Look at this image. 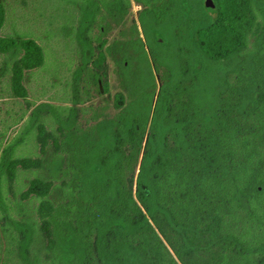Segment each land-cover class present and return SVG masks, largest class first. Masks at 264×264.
<instances>
[{
  "label": "trees",
  "instance_id": "1",
  "mask_svg": "<svg viewBox=\"0 0 264 264\" xmlns=\"http://www.w3.org/2000/svg\"><path fill=\"white\" fill-rule=\"evenodd\" d=\"M213 1L211 13L206 0H65L80 10L84 58L73 106L36 107L0 147V232L10 255L40 264L41 212L49 264H264V0ZM132 2L143 8L136 38L106 48L128 99L114 116L95 110L81 128L80 79L93 42L125 20ZM3 9L0 2L2 26ZM29 50L42 64L34 41L0 38V79ZM90 78L102 87L99 73ZM45 113L65 132L59 147L35 169H15Z\"/></svg>",
  "mask_w": 264,
  "mask_h": 264
},
{
  "label": "rangeland",
  "instance_id": "2",
  "mask_svg": "<svg viewBox=\"0 0 264 264\" xmlns=\"http://www.w3.org/2000/svg\"><path fill=\"white\" fill-rule=\"evenodd\" d=\"M0 2L4 5L5 15L4 25L0 23V38L26 37L27 40L34 41L42 50V64L39 53H33L36 54L35 58H30L32 51L29 50L27 53L23 51L13 69L11 68L0 79V147H5L22 131L36 107L42 104L55 108L73 106V82L76 72L84 64V58L77 39L80 10L75 4H68L65 0H1ZM79 2L81 3V0ZM142 9L132 2L125 20L118 26L112 23L109 33L102 37V43L94 41L100 36V28L94 27L90 32L89 37L94 41L93 58L80 79V92L83 93L82 100L85 105L78 107L82 111L79 113V127L86 128L91 124L95 110H103L114 116L119 110V102L128 99V95L121 89L115 73V65L107 56L106 48L114 42H129L136 38L133 28L138 26V17ZM139 36L144 39L140 29ZM5 58L0 51V71ZM22 58L25 64L21 62ZM38 59L39 65L30 67ZM92 71L101 75L100 89L91 81ZM155 78L160 85L158 76L155 75ZM43 116L40 131L36 132V136L34 135L28 145L18 151L15 169L29 167L35 169L33 167L42 158L46 149L59 147L65 132L57 126L50 113H45ZM26 158L32 159V162L26 161ZM15 169L13 168L12 172ZM15 181L12 175V180L9 182V195L12 199L15 198ZM53 186L54 184L51 188ZM36 189L33 186L23 190L25 199L22 198V201H29ZM36 217L44 230L46 245L41 243L42 251L41 246H37L40 251L38 261L41 260L40 264H49V256L44 248L51 244L50 229L45 222V215L39 212ZM8 243L9 241L0 232V264H23L15 254L10 255L6 251V248H9Z\"/></svg>",
  "mask_w": 264,
  "mask_h": 264
},
{
  "label": "water",
  "instance_id": "3",
  "mask_svg": "<svg viewBox=\"0 0 264 264\" xmlns=\"http://www.w3.org/2000/svg\"><path fill=\"white\" fill-rule=\"evenodd\" d=\"M206 9L213 13L215 11V4L213 0H206L205 2Z\"/></svg>",
  "mask_w": 264,
  "mask_h": 264
}]
</instances>
